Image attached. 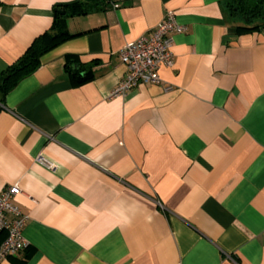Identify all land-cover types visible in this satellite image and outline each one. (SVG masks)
Wrapping results in <instances>:
<instances>
[{
	"label": "crops",
	"instance_id": "crops-1",
	"mask_svg": "<svg viewBox=\"0 0 264 264\" xmlns=\"http://www.w3.org/2000/svg\"><path fill=\"white\" fill-rule=\"evenodd\" d=\"M227 1L0 0V73L54 9L87 8L0 104V193L28 216L0 264H264V26L238 32ZM169 12L174 66L109 99L122 47Z\"/></svg>",
	"mask_w": 264,
	"mask_h": 264
},
{
	"label": "built area",
	"instance_id": "built-area-1",
	"mask_svg": "<svg viewBox=\"0 0 264 264\" xmlns=\"http://www.w3.org/2000/svg\"><path fill=\"white\" fill-rule=\"evenodd\" d=\"M111 6L117 8L116 4ZM185 31L186 28L176 21L175 14L169 12L150 34L126 43L119 52L126 74L109 92L108 98L124 97L142 84H161L159 68L174 66L171 52L173 36ZM34 162L50 171L56 168L42 154L37 155ZM19 194L17 183L6 187L0 193V263L16 256L27 247L22 231L28 216L14 203Z\"/></svg>",
	"mask_w": 264,
	"mask_h": 264
},
{
	"label": "trees",
	"instance_id": "trees-1",
	"mask_svg": "<svg viewBox=\"0 0 264 264\" xmlns=\"http://www.w3.org/2000/svg\"><path fill=\"white\" fill-rule=\"evenodd\" d=\"M225 8L232 18L241 23L237 27L238 32L249 33L264 26V0H228ZM86 13L87 8L80 3L68 5L63 15L54 9V21L50 30L37 37L15 63L0 73V104L10 89L39 67L40 59L45 53L72 38L65 28V19ZM66 66L76 84L89 79L91 65H77L74 68L75 65L67 63Z\"/></svg>",
	"mask_w": 264,
	"mask_h": 264
},
{
	"label": "water",
	"instance_id": "water-1",
	"mask_svg": "<svg viewBox=\"0 0 264 264\" xmlns=\"http://www.w3.org/2000/svg\"><path fill=\"white\" fill-rule=\"evenodd\" d=\"M90 0H85V2H89ZM59 14H64V11L63 10H61V11H59ZM75 68H76V66H75Z\"/></svg>",
	"mask_w": 264,
	"mask_h": 264
}]
</instances>
